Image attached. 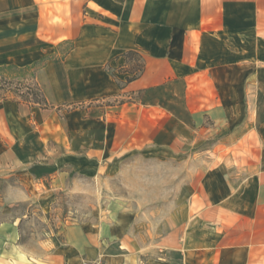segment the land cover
Listing matches in <instances>:
<instances>
[{"label":"crops","instance_id":"obj_1","mask_svg":"<svg viewBox=\"0 0 264 264\" xmlns=\"http://www.w3.org/2000/svg\"><path fill=\"white\" fill-rule=\"evenodd\" d=\"M41 60L46 106L0 100V170L32 133L56 173L85 176L136 155L182 170L211 145L163 231L150 211L84 222L33 256L0 220V264H264V0H0V66Z\"/></svg>","mask_w":264,"mask_h":264},{"label":"rangeland","instance_id":"obj_2","mask_svg":"<svg viewBox=\"0 0 264 264\" xmlns=\"http://www.w3.org/2000/svg\"><path fill=\"white\" fill-rule=\"evenodd\" d=\"M33 83L30 72L7 71L0 80V100L13 97L8 90L19 87L26 92ZM200 142L199 148L198 140L186 147L187 155L182 159L188 163L182 164V170L174 165L162 169L158 161L136 155L118 168L85 176L71 169L56 173L51 156L46 159L43 142L36 134H29L22 144L12 147L23 165L16 168L12 164L11 170H0V220L16 222L18 243L33 256L55 251L64 242L65 228L84 222L109 223L116 217L126 221L136 216L141 221L143 213L150 211L146 227L152 232L163 231L165 222L169 227L165 217L171 216L178 205L172 201L175 194L185 199L191 191V161L207 158L206 154H195L204 152L211 141ZM180 180L182 186L176 187Z\"/></svg>","mask_w":264,"mask_h":264},{"label":"trees","instance_id":"obj_3","mask_svg":"<svg viewBox=\"0 0 264 264\" xmlns=\"http://www.w3.org/2000/svg\"><path fill=\"white\" fill-rule=\"evenodd\" d=\"M125 57L127 61L130 63V73L132 74L131 77H128L127 80H131L134 78L139 72L142 71L143 65L140 62V56L135 51H128L125 53ZM44 60H41L40 62L34 63L30 66L25 67H17L15 65H8V66H0V80H2L5 73L9 70L20 72V73H31V79L34 80V73L35 70L42 65V62ZM33 88L26 87L27 91L22 92L19 90V87L15 90H8L10 93H12L13 98H18L20 101L28 102L31 104H37L39 106H46V101L44 99V96L40 90V88L37 86L36 82L33 83ZM6 99V98H4ZM3 100V99H2Z\"/></svg>","mask_w":264,"mask_h":264}]
</instances>
